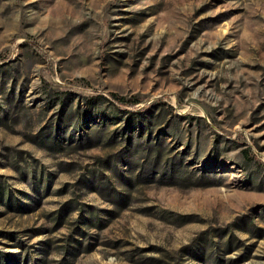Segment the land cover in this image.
<instances>
[{"label": "rangeland", "instance_id": "1", "mask_svg": "<svg viewBox=\"0 0 264 264\" xmlns=\"http://www.w3.org/2000/svg\"><path fill=\"white\" fill-rule=\"evenodd\" d=\"M0 264H264V0H0Z\"/></svg>", "mask_w": 264, "mask_h": 264}, {"label": "trees", "instance_id": "2", "mask_svg": "<svg viewBox=\"0 0 264 264\" xmlns=\"http://www.w3.org/2000/svg\"><path fill=\"white\" fill-rule=\"evenodd\" d=\"M111 95L113 96L114 99H117L119 102L124 100L123 97L117 95L116 93H112ZM134 103H136V102H134Z\"/></svg>", "mask_w": 264, "mask_h": 264}]
</instances>
